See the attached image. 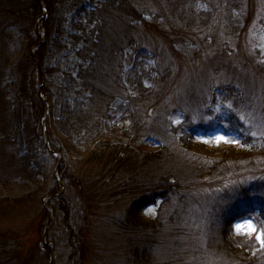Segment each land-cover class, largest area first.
Instances as JSON below:
<instances>
[{"label": "trees", "instance_id": "trees-1", "mask_svg": "<svg viewBox=\"0 0 264 264\" xmlns=\"http://www.w3.org/2000/svg\"><path fill=\"white\" fill-rule=\"evenodd\" d=\"M70 15L77 30L71 37L81 44L73 81L82 101L67 108L66 123L95 147L78 165L67 162L66 193L55 182L48 194L41 186L0 198V264H264L255 236L234 228L244 219L264 227V154H253L258 146L264 153V141L243 133L239 150L191 153L186 164L172 163L173 157L158 162L174 147L189 154L184 149L191 151L195 136L211 130L189 117L197 110L203 122L210 119L214 97L264 112V55L253 35L264 23V0H98L93 6L89 0H0V187L50 173L47 162L55 155L45 144L43 118L60 71L54 59L68 47ZM19 40L26 41L14 66L22 156L12 149L6 88ZM126 63L133 66L130 87ZM117 102L124 135L161 142L157 158L102 139ZM177 114L185 120L174 125ZM154 163L165 169L157 172ZM46 197L55 212L48 235L55 249L40 246L51 222ZM151 207L155 216L148 215ZM25 208L29 214L19 219ZM36 218L33 232L22 227ZM102 240L120 248L115 258ZM169 244L165 255L160 245Z\"/></svg>", "mask_w": 264, "mask_h": 264}, {"label": "rangeland", "instance_id": "rangeland-1", "mask_svg": "<svg viewBox=\"0 0 264 264\" xmlns=\"http://www.w3.org/2000/svg\"><path fill=\"white\" fill-rule=\"evenodd\" d=\"M98 0H89V4L91 6L96 5ZM257 30L254 31L253 35H256L255 38H257L258 46L262 50V53L264 55V23L262 25H257ZM68 30L71 34L68 39V47L65 52L58 55L53 62V66L58 68L60 71L56 74V77L53 78L51 84H52V99L47 102L46 106V112H45V120L43 119V127L46 129V136L48 137V132L51 133V137L54 140L56 147L60 148L63 151L64 156L66 157H60V159H56L55 157L49 158V161L47 162V168H49L50 173L47 174V178H43L42 176H36L32 180L29 181H12L10 185L0 187V198L2 197H9V198H18L26 193L34 192L35 190H38L39 187L44 186V189L46 188V193L48 194L49 191L55 186V182L59 185L60 191L59 194H64L67 192L68 189L71 187V182L66 179V174H68L71 170L65 168L68 166V161L72 160L74 163H77L88 156V154L94 149L95 144H89L86 143L83 140V137L76 132L72 131L69 125L66 123V110L69 106H75L79 101H82V97H80L78 88L74 87V81L73 78H75L78 74V68H77V52L78 48L81 46V44H76V41L71 36H74L77 32L75 27V16L70 15L69 16V23H68ZM25 40H19L18 46H16L14 49H12V65L10 66L8 70V79L6 88L8 91V97L10 101L13 103L12 109H11V124L13 128L12 132V142L14 143L13 151L19 155H25L26 151V145L24 141L23 136V112H22V106H21V99L19 96V77L14 69V66L19 59V57L24 52L25 48ZM127 69L125 74V80L127 85L130 87L132 84L131 75L133 71V66L131 67L129 63H126ZM220 91H216L215 95H218ZM264 95V84L261 87V91L259 92V99ZM220 96L214 97L211 99L210 104H208V108L211 107V111H213L212 117L209 119L206 118L205 122L202 121L204 118L199 117V112L196 110L193 112V114L189 117V119L192 122L201 123L200 126L205 128H211L210 131H202L197 136H195L192 149L186 150L184 149V152H188L189 154H183L179 149H176V147L170 149L165 156L158 157V162H164L166 161L168 164V161H171V157H173L175 160L172 162L174 164H181V163H187V156L191 153H194L195 155L203 156L205 154H211V155H218L221 150L223 149H230L235 148L237 150L241 149L243 146V140L244 138L242 136L243 133L250 134L251 136H254L257 138V144H261L264 141V112H260L255 107H245V105L242 104H235L230 101L223 102ZM222 102V103H221ZM118 105L119 102L115 103L112 106L111 110V118L106 121L105 130L102 139L108 140L109 142L113 144H123V145H129L134 150L144 152L146 154L156 156V154L160 153L163 144L161 142L157 141H147V139H129L127 138L124 133L123 129L120 125L117 124L116 119L119 116L118 115ZM201 105V104H200ZM231 105V107H229ZM202 109V107H201ZM199 109V110H201ZM245 111L249 114L247 117L242 112ZM174 125L178 124L182 120H185L183 117L180 118V114H177L176 116H173ZM217 124V126L213 125L212 123L207 124L208 122H212ZM255 133V135H253ZM44 136V139L47 138ZM225 137L229 140H238L239 143H225L223 140H220L217 142V137ZM50 143V142H49ZM168 143V142H167ZM171 144V140L169 142ZM51 146V145H50ZM172 146V145H171ZM180 147L184 148L183 144H180ZM55 150V149H54ZM253 154L257 157L262 156L264 153L261 152V146H258L257 152L256 150L253 151ZM157 158V156H156ZM164 158H168L169 160H164ZM66 161H65V160ZM263 160H259V162H262ZM155 164V163H154ZM162 164H159L153 166L156 168L157 172H161L162 169L160 168ZM167 169V167H166ZM33 171L37 170L32 169ZM65 174V171H67ZM44 196V195H42ZM50 198L46 197L44 199L45 205L48 207L50 213H51V222L45 224L43 227V239L42 244L40 245L41 248L48 246L51 249H55V246L53 243L50 242L48 235L49 232L55 227V224L52 223V219L55 218V212L52 210V206L50 205ZM157 208L151 207L148 210L149 216H155ZM19 212V219L21 218V215L24 216L25 214H29V209H18ZM14 212L11 213L13 216ZM165 218V217H164ZM11 217L7 220L10 222V224H7L6 226L11 227ZM37 220L28 222L27 224H23L22 227H25L26 230H30L33 232V229L35 228ZM249 219H244L241 221H238L235 224V233H236V225L237 224H244ZM253 222V221H252ZM254 223V222H253ZM169 228V227H167ZM166 228V229H167ZM101 229V228H100ZM100 229H97L96 231H99ZM101 239H102V232L99 233ZM237 234V233H236ZM238 235V234H237ZM243 235V234H239ZM175 240V239H173ZM172 240V241H173ZM171 241V242H172ZM103 244H107L108 240H102ZM170 242V241H169ZM106 247L108 248V251L110 253H113L111 258L114 257L117 250H120V248L115 247L111 242H109ZM160 251L164 252L165 255H167V247H171L170 244L167 246H161L160 245ZM65 249V248H64ZM171 249V248H169ZM115 258V257H114ZM120 258H123L120 257ZM163 258H166L163 257ZM55 264V263H53ZM56 264H62V262L58 261Z\"/></svg>", "mask_w": 264, "mask_h": 264}, {"label": "snow or ice", "instance_id": "snow-or-ice-1", "mask_svg": "<svg viewBox=\"0 0 264 264\" xmlns=\"http://www.w3.org/2000/svg\"><path fill=\"white\" fill-rule=\"evenodd\" d=\"M231 107V105H229ZM255 135V133H253ZM217 142L223 140L225 143H239L238 140H229L223 136L217 137ZM236 233L243 234L248 238H252L255 236V239L259 242L260 247L264 248V227L258 228L256 224H254L251 219L246 221L244 224H237L236 225Z\"/></svg>", "mask_w": 264, "mask_h": 264}]
</instances>
